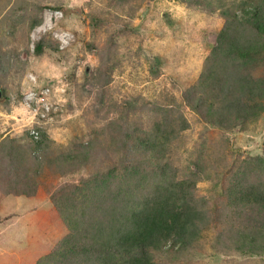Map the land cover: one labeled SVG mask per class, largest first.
Listing matches in <instances>:
<instances>
[{
    "label": "rangeland",
    "instance_id": "rangeland-1",
    "mask_svg": "<svg viewBox=\"0 0 264 264\" xmlns=\"http://www.w3.org/2000/svg\"><path fill=\"white\" fill-rule=\"evenodd\" d=\"M252 1L0 0V145L27 148L37 130V139L41 131L50 142V157L88 150L90 158L64 175L43 169L32 192L17 183L22 167L13 174L0 156V264L46 256L67 233L51 195L100 172L117 174L123 144L131 147L140 131L172 116L189 128L172 141L169 162L180 179L195 181L208 224L191 246L155 251V263L264 264V235L247 240L242 210L227 196L238 173L264 160V111L222 129L184 98L234 22L242 47L254 45L235 70L264 87V26L252 29L241 17Z\"/></svg>",
    "mask_w": 264,
    "mask_h": 264
},
{
    "label": "trees",
    "instance_id": "trees-1",
    "mask_svg": "<svg viewBox=\"0 0 264 264\" xmlns=\"http://www.w3.org/2000/svg\"><path fill=\"white\" fill-rule=\"evenodd\" d=\"M241 14L252 29L264 26V0L252 1ZM238 33L235 22L224 26L211 56L212 67L184 94L191 109L222 129L240 126L264 111V87L235 70L238 59L248 56L254 46L243 48ZM42 48L36 44L37 55ZM188 128L183 117L155 120L149 132L140 131L141 136L131 141V147L123 144L120 172H100L71 185L65 193L52 194V205L67 233L35 264H156L153 253L166 245L191 246L208 219L196 197L195 181L180 179L169 162L172 141ZM39 132L36 140L29 136L27 148L5 139L0 145V156L7 159L9 168L22 167L17 183L31 184L32 192L37 188L33 178L38 179L43 169L54 168L64 175L77 164L86 167L90 160L88 150L50 157V142ZM128 149L138 156L127 157ZM237 177L228 189V202L242 210L243 235L255 243L264 235V160Z\"/></svg>",
    "mask_w": 264,
    "mask_h": 264
},
{
    "label": "built area",
    "instance_id": "built-area-1",
    "mask_svg": "<svg viewBox=\"0 0 264 264\" xmlns=\"http://www.w3.org/2000/svg\"><path fill=\"white\" fill-rule=\"evenodd\" d=\"M36 99H37V98H36ZM31 135H33L34 139H37V136H38V135H37V132H35V131L32 130V131H31Z\"/></svg>",
    "mask_w": 264,
    "mask_h": 264
}]
</instances>
